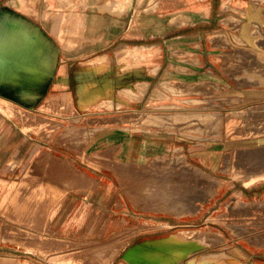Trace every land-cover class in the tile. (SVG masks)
<instances>
[{
	"label": "rangeland",
	"instance_id": "1",
	"mask_svg": "<svg viewBox=\"0 0 264 264\" xmlns=\"http://www.w3.org/2000/svg\"><path fill=\"white\" fill-rule=\"evenodd\" d=\"M80 1H86L88 4L95 3L94 0ZM119 1L126 5L125 11L133 5V0ZM137 1L138 10L150 13L142 14L138 17L139 20L147 24L157 20L158 16L155 14L160 13L161 30L158 32L146 29L143 33L145 38L139 40L136 37H141V34L136 33L135 28H130L125 40L127 42L143 41L145 44H149L152 40H159L161 45L153 48L152 45H145L143 49L120 47L116 49L115 54L107 53L113 55V58L120 63L116 66L117 73H123L125 65L120 61H125L126 57L142 58L145 61L147 56L156 52L163 60V58L168 59L170 50L175 56L168 60L175 61L176 65L172 67L176 70L175 72L168 75L166 69L170 66L167 65V60L161 65L158 73V67H155L148 77L127 81L133 85L139 83V90L132 89L130 85L120 90L119 86L113 87L111 82L104 79L88 80L85 78L88 76L87 70L80 74L84 78L70 76L67 79L64 74L59 82L60 87L64 84L63 90L48 89V93L52 94L65 92L59 97H48L47 114L22 112L18 115L22 118V115H27L44 121L49 125V131L63 123L61 129L65 128L61 135L75 139L79 144L84 143L88 137L108 124H117L121 129L131 131L132 135H138L139 141L146 149L154 144L153 155L142 164L119 163L110 166L114 168L121 195L124 198L127 196L132 205L131 207L130 204L128 205V210L137 213L138 219H144L141 227L137 229L141 232L140 236L143 240L148 238L155 239L157 242L148 251L145 250L147 248L140 247L138 255L130 259L137 257L141 259L138 262L143 264H210L225 260L226 256L223 257L222 253L231 250L229 246L232 243L246 245L247 242H256L262 245L264 242L262 241L264 240V208H262L264 198L252 197L249 199L250 202L243 205L240 204L237 195L241 193L247 197L251 196L253 190L246 188L253 181L264 178V102H251L254 101V97L248 93L240 95L241 90L264 89V48L256 50L248 46H240L235 49V53L233 49H225L223 55L219 53V50L213 49V57L210 59H219V66L223 67L224 76L220 80L210 73L205 76L200 73V70L185 75V69L182 67L184 65L179 64L178 60L184 61V57H187L191 58L192 63H199L195 51L191 54L184 53V50L188 49L184 48L183 44L167 47L168 44L184 40L195 42L210 36L218 39L222 33L230 39L229 33L221 29L216 30L214 22L207 27L209 29L206 32L201 33L202 25L198 15H192V20L185 29L172 33L165 31L164 23L169 17L178 14L171 22H184L189 19L188 15L181 13L185 9L197 13L199 9L204 8L205 2L201 3L200 0H175L174 9H169L168 0ZM30 2H35V8L38 9V0H0V17H10V22L23 19L26 15L32 18L34 12L29 5ZM59 2L64 7L77 6L73 0H59ZM210 2L215 8V3ZM102 11L108 10L102 9ZM241 11L244 10L241 9ZM49 13L51 15V12ZM73 14L78 13L68 12L63 16L64 24L68 25L66 32L63 33L65 38L87 35L86 32H74V29L69 26H75ZM134 18L137 20L136 16ZM29 21L31 25L43 30L33 20ZM245 21L247 20H243V27L247 30L249 27ZM253 26L251 25V28ZM190 31L196 32L195 35L180 37L183 33ZM102 34L103 32L98 33L97 37L99 38ZM153 34L159 35L151 39L150 35ZM261 34L263 36L262 32L256 31L255 36L250 38L259 40ZM237 35L240 36V43L249 41L246 32L243 31ZM197 50H200L199 47ZM111 58L109 55L106 56L108 61ZM108 67V63H103L97 67V71H103ZM213 73L215 75V72ZM73 75L78 76L79 73H73ZM57 78L58 73L54 75L53 82H56ZM205 81L206 84L203 83ZM255 82L258 83L253 84ZM77 86L82 94L86 95V92L91 94L87 102L81 101L78 95L73 97L67 92ZM95 87L97 88L94 89ZM78 98L80 105L85 104L83 107L88 108L87 111L74 110V103L78 102ZM256 99L259 98L256 97ZM0 105L7 104L0 102ZM0 109L4 110L3 107ZM4 112L7 115L13 113L7 110ZM55 115L63 120H58L56 123L53 117ZM54 159L55 163L52 162ZM45 164L48 167L46 176H50L51 170L63 166L66 173L65 184H89L92 181L84 173L73 168L65 159L52 157ZM191 167L204 171L212 179L217 177L222 180L214 196L206 190L207 183L211 180L206 179L204 175V177L197 175ZM244 172H247V175H243ZM68 176L72 177L68 180L66 179ZM104 203L106 205L107 196ZM110 221L114 226L113 232L96 241L43 238L19 229L16 230V240L20 242V245L25 243L27 249L32 252L26 256V259H31V263L65 264L71 263L73 256L82 264H102L110 255H114V249L120 240L126 239L122 245L124 246L137 231L133 222L123 224L124 220ZM194 230L205 233L193 235L191 238L185 237L175 244L167 245L166 241L173 238L172 234ZM132 242L129 243L128 248L138 244H132ZM47 244L50 246L48 247ZM158 244L163 245V248L159 249ZM18 255H0V264H31L23 256ZM119 259L120 257L115 263L120 262ZM128 262L136 264V262Z\"/></svg>",
	"mask_w": 264,
	"mask_h": 264
},
{
	"label": "crops",
	"instance_id": "2",
	"mask_svg": "<svg viewBox=\"0 0 264 264\" xmlns=\"http://www.w3.org/2000/svg\"><path fill=\"white\" fill-rule=\"evenodd\" d=\"M73 1L77 6L71 8L60 5L58 0H38V9L35 8V2L29 4L34 12L32 18L26 15L23 19L10 22V17H0V102L7 104L0 105V108L4 109H0V255L19 254L18 256H23L28 263H31V259H26V256L32 252L27 249L25 243L20 245L17 242V229L43 238L96 241L113 232L114 226L110 221L112 219L124 220L123 224L133 222L136 230L141 227L144 219H138L137 213L128 210V205L130 204V207L132 205L127 196L124 198L121 195L114 168L110 166L119 163L142 164L153 155L154 144L146 149L139 141L138 135H132L131 131L123 130L117 124L104 126L102 130L88 137L84 143L79 144L75 139L61 135L65 128L61 129L63 123L49 131V125L44 121L27 115H22V118L18 113L47 114L48 97H59L65 92L52 94L48 93V89L63 90L64 84L60 87L59 82L64 74L67 79L70 76L84 78L80 74L87 70L88 76L85 78L88 80L104 79L111 82L113 87L119 86L120 90L128 85L132 89L139 90V83L133 85L127 81L142 80L148 77L155 67H158V73L161 65L175 56L170 50L168 59L163 58V60L156 52L147 56L145 61L142 58L126 57L125 61H120L125 65L123 73H117L116 66L120 63L113 58V55L107 53L115 54L116 49L120 47L143 49L145 45H152V48L160 46L159 40H152L149 44L143 41L125 40L130 28H135L134 31L141 34V37H136L139 40L145 38L143 33L146 29L160 31L162 26L159 23L160 13L155 14L158 16L157 20L144 24L138 17L150 13L138 10L137 0H133L132 7L120 14L100 10L97 5L102 0H94V4L87 3V7H83L79 0ZM210 1L215 3V8ZM174 2L175 0L167 1L169 9L175 8ZM200 2H205L204 8L199 9L197 13L189 9L181 12L189 16L187 21L172 23L171 21L178 14L165 20V31L172 33L185 29L192 17L198 15L202 25L201 33L206 32L209 29L207 27L214 22L215 29L228 32L230 39L222 33L218 39L210 36L195 42L174 41L167 47L183 44L184 48L188 49L184 50V53L191 54L195 51L199 63H192L191 58L187 57H184V61L178 60L179 64L184 65L182 67L185 69V75L200 70L201 74L208 76L210 73L220 80L224 76L223 68L219 66V59H210L213 57V49L219 50L223 55L225 49H233L235 53V49L240 46H248L256 50L264 48V0H200ZM55 11L58 13L48 14ZM66 12L78 13L72 16L75 26H69L74 32H86L87 35L64 37L63 33L68 27L64 24L63 17ZM28 19L39 24L43 30L31 25ZM244 19L247 20L245 22L249 27L247 30L243 27ZM251 25H254L253 28ZM243 31L248 35L247 43L239 41L240 36L237 34ZM256 31L263 33L259 40L250 38L255 36ZM100 32L103 34L98 38ZM195 33L185 32L180 37H191ZM157 35H150V38H155L154 36ZM198 47L200 50H197ZM108 55L112 57L109 61L106 60ZM174 62L167 61V65L171 68L166 69L168 75L176 71L173 69L176 65ZM103 63H108L109 67L97 71V67ZM207 64L211 66L208 67ZM194 67L196 68L193 69ZM57 73V81L53 82V77ZM73 73L79 75L74 76ZM203 83L206 84V81ZM67 92L73 97L77 95L81 97L82 94L79 86L72 87ZM247 93L254 97V101L251 102H264V89L241 90L240 95ZM74 104V110L78 112L88 110L87 107H83L85 104L80 105L79 98ZM6 110L13 113L7 115L4 112ZM53 117L56 123L58 120H63L58 115ZM52 157L67 160L73 168L91 178V183L65 184L66 173L63 166L51 170L50 176H46L48 167L45 163ZM246 189L253 190V196L247 197L240 193L237 195L238 199L250 202L249 199L252 197L264 198V179L253 181ZM22 204L31 207H27L28 210L25 206L20 212L21 207H24ZM262 206L264 208V203ZM140 234L141 232L137 230L128 243L115 255H110L102 264H130L128 261L143 264L138 262L141 260L139 258L136 260L126 257L132 239V244L143 240ZM229 249L231 250L222 253L226 256L225 260L210 264H264V242L262 245L248 242L246 245L232 243ZM118 257L120 262L115 263ZM67 264H82V262L72 256L71 263Z\"/></svg>",
	"mask_w": 264,
	"mask_h": 264
},
{
	"label": "bare ground",
	"instance_id": "3",
	"mask_svg": "<svg viewBox=\"0 0 264 264\" xmlns=\"http://www.w3.org/2000/svg\"><path fill=\"white\" fill-rule=\"evenodd\" d=\"M59 1V0H58ZM61 1H63V0H61ZM224 1V0H223ZM67 2V1H66ZM58 3H60V2H58ZM80 4H82V5H84V7H87L88 6V4H87V2L86 1H80ZM77 5V4H76ZM98 8L100 9V10H108L110 13H117V14H120V13H122V12H124L125 11V8H126V5L124 4V3H122L121 1H119V0H102L98 5ZM223 7H225V6H223ZM67 13V12H66ZM50 14V13H49ZM52 14V13H51ZM118 16V15H117ZM184 21V20H183ZM211 42V41H210ZM244 55H246V54H244ZM98 57V56H97ZM100 58V57H99ZM88 62H90V61H88ZM264 65V64H263ZM221 68H223V67H221ZM264 68V67H263ZM225 69V68H224ZM259 69V68H258ZM261 69V68H260ZM259 69V70H260ZM262 70V69H261ZM77 72H79V71H77ZM225 72V71H224ZM256 72V71H255ZM227 73V72H226ZM225 73V74H226ZM260 73V72H259ZM229 76V75H228ZM230 77V76H229ZM233 78H235V77H233ZM238 79V78H237ZM236 79V80H237ZM65 80V79H64ZM263 82V81H262ZM63 83V82H62ZM65 83V82H64ZM258 82H255V83H253V84H257ZM239 84V83H238ZM241 84V83H240ZM250 84H252V83H250ZM129 86V85H128ZM98 87V86H97ZM97 87H95L94 89H96ZM99 88V87H98ZM99 91V90H98ZM89 96H91V94H87V92H86V95H84V94H82V96H81V101H83V102H87L88 101V99H89ZM80 102V101H79ZM58 110V109H57ZM30 114V113H29ZM255 114V113H254ZM57 158V157H56ZM248 158V157H247ZM260 159V158H259ZM253 160V159H252ZM261 161V160H260ZM53 163H55L56 162V160L54 159L53 161H52ZM51 162V163H52ZM252 162V161H251ZM263 162V161H262ZM261 163V162H260ZM239 165V164H238ZM244 166H245V164H244ZM263 166V165H262ZM260 168H261V166H260ZM191 169L194 171V173H196L197 175H204L205 177H206V179L208 178V179H210L211 180V182H209V183H207V185L208 186H206L207 187V192H210L211 193V196H214L215 195V193H216V191H217V187L222 183V180H219V179H217V177L216 178H214V179H212L211 178V176L209 177V176H207L208 174H206L204 171H202V170H200V169H198V168H192L191 167ZM69 174V173H68ZM243 175H247V172H244V173H242ZM211 175V174H210ZM203 176V177H204ZM70 177H72V176H68V178H66V179H70ZM200 177V176H199ZM201 178V177H200ZM202 179V178H201ZM247 179V178H246ZM264 179V178H263ZM200 180V179H199ZM205 180V179H204ZM206 182H208L207 180H205ZM202 182V181H201ZM204 184H206V183H204ZM205 186V185H204ZM205 187V188H206ZM210 197V196H209ZM239 202H240V204H247L249 201H246V200H244V199H239ZM25 204V203H24ZM23 205V204H22ZM242 205V206H243ZM24 207H21V211L20 212H22V208H24L25 209V206H26V208L28 207V208H30L29 206H27V205H23ZM27 208V209H28ZM143 208V207H142ZM17 209V208H16ZM35 209V208H34ZM29 210V209H28ZM33 210V209H32ZM31 210V212H33ZM50 210V209H49ZM25 212V211H24ZM30 214V213H29ZM30 215H32V214H30ZM210 232V231H209ZM235 232V231H234ZM200 233H205V232H203V231H180V232H177V233H174V234H172L173 235V238H171V240H168V241H166L167 242V245H171V244H175L176 242H178V241H181L182 239H185V237H189V238H191V237H193V235H197V234H200ZM211 233V232H210ZM187 239V238H186ZM126 242V239H122V240H120L119 242H118V245L116 246V248L114 249V255L119 251V249L121 248V247H123L122 245L124 244ZM20 243V242H19ZM43 243V242H42ZM42 243H41V245H42ZM138 244L135 246H133V247H130L129 249H128V251H127V253H126V257L127 258H131L132 256H134V255H138V253H139V249H140V247H142L143 246V248L142 249H145V248H147V249H145L146 251H148L149 250V248L151 247V246H154V245H156L157 244V242H156V240L155 239H145V240H142V241H139V242H137ZM140 243V244H139ZM256 243V242H255ZM44 244V243H43ZM47 246H48V244H47ZM50 246V245H49ZM48 246V247H49ZM145 247V248H144ZM160 247L161 248H163V245H161V244H158V248L160 249ZM24 248V247H23ZM142 251V250H141ZM143 252V251H142ZM62 256V255H61ZM125 257V258H126ZM224 257V256H223ZM126 258V259H127ZM135 258V257H134ZM137 258V257H136ZM60 259V258H59ZM62 259V258H61ZM128 260V259H127ZM137 260V259H136ZM187 260V259H186ZM106 262V261H105ZM136 262V261H135ZM65 263V262H64ZM65 264H67V263H65ZM150 264V263H149Z\"/></svg>",
	"mask_w": 264,
	"mask_h": 264
}]
</instances>
